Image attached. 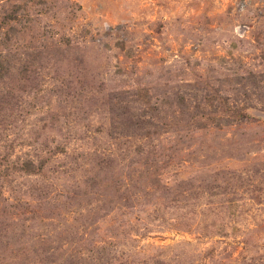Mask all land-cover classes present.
Wrapping results in <instances>:
<instances>
[{"label":"rangeland","instance_id":"rangeland-1","mask_svg":"<svg viewBox=\"0 0 264 264\" xmlns=\"http://www.w3.org/2000/svg\"><path fill=\"white\" fill-rule=\"evenodd\" d=\"M0 264H264V0H0Z\"/></svg>","mask_w":264,"mask_h":264}]
</instances>
